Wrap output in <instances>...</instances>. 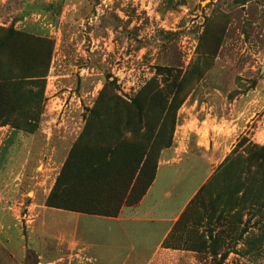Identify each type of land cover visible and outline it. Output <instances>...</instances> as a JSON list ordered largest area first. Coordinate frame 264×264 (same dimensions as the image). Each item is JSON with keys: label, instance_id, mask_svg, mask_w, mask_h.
I'll list each match as a JSON object with an SVG mask.
<instances>
[{"label": "rangeland", "instance_id": "obj_1", "mask_svg": "<svg viewBox=\"0 0 264 264\" xmlns=\"http://www.w3.org/2000/svg\"><path fill=\"white\" fill-rule=\"evenodd\" d=\"M10 27L21 35L22 74L37 70L23 63L34 52L50 48V61L42 105L20 110L38 115L36 127H0V264H77L74 246L53 239L67 226L47 229L67 220L46 214L34 226L32 192L54 186L89 111L96 103L113 108L116 97L141 106L140 130L154 136L152 163L173 156L183 119L205 121L204 139L220 124L212 131L230 139L217 147L218 159L240 158L218 205L206 198L187 216L188 240L204 247L185 251L182 264H214L222 254L223 264H264V209L255 212L264 203V165L248 158L249 144L264 147V0H0V28ZM195 143L189 135V154ZM145 185L142 178L127 204ZM245 189L251 195L239 204ZM180 235L172 246L182 247Z\"/></svg>", "mask_w": 264, "mask_h": 264}, {"label": "trees", "instance_id": "obj_2", "mask_svg": "<svg viewBox=\"0 0 264 264\" xmlns=\"http://www.w3.org/2000/svg\"><path fill=\"white\" fill-rule=\"evenodd\" d=\"M20 36L12 27L0 28V127H26L33 130L36 127L38 115L23 113L20 110L38 108L43 103L50 48L49 53L46 51L45 55H41L39 51L32 53L33 59L30 63L23 62L24 68L37 69L33 74L24 75L19 70L15 53V50L22 46ZM34 41L41 42L38 38ZM7 52L8 54H5ZM31 87L38 89L33 91ZM113 104V108L99 109L96 103L89 111L88 120L91 119L92 122L86 120L81 134L71 147L46 199L47 208L84 215L114 217L123 204L126 206L136 204L151 184L157 164L152 163L150 154L154 136L150 129L144 127L145 129L140 130V127H143L142 108L134 101L126 104L117 97ZM179 106L180 103L177 102V105L172 108L171 133L174 131V119ZM16 111L21 113L18 114V123L13 116ZM108 119L109 123H107ZM133 122H136L137 126ZM110 132L112 136L109 137ZM249 146L248 158L259 163L258 168L263 166L264 147L258 148L252 144ZM231 156L217 167L209 180L189 202L168 237V245L165 243L168 249L191 252H200L203 249L202 241L188 240L191 228L186 226L187 216L206 198L211 199L214 196L212 207L218 205L224 190H227L229 186V181L239 171V156L235 152ZM142 178H145L146 182L142 193L133 203L127 204L134 187ZM258 192L256 191V194ZM249 195H251V189H245L238 199L239 204L244 203ZM255 200L251 201L258 203V198ZM261 209H264V203L259 205L255 212H261ZM177 229L180 230L177 232ZM244 232L246 231L243 230ZM178 233L181 234L182 247H174L170 244L172 240L177 241ZM241 234L242 232L238 238L242 237ZM208 240L213 246L220 244V239L211 234L208 235ZM216 255L213 253L212 257ZM225 258L226 254H222L219 260L214 259L213 262L223 264Z\"/></svg>", "mask_w": 264, "mask_h": 264}, {"label": "crops", "instance_id": "obj_3", "mask_svg": "<svg viewBox=\"0 0 264 264\" xmlns=\"http://www.w3.org/2000/svg\"><path fill=\"white\" fill-rule=\"evenodd\" d=\"M194 120L183 119L178 126L173 156L157 162L153 180L136 204L122 206L114 217L53 210L44 205L53 186L43 190L39 184L40 188L38 185L32 192L31 205L36 206L34 226L46 214L67 220L49 221L47 229L67 226L68 231L58 232L53 239L74 246L76 252L71 256L77 264H182L190 253L168 249L165 243L168 245V237L189 202L221 164L224 157L218 159L217 147L230 139L212 131L220 127L217 123H211L208 138L204 139L205 121ZM192 123L195 124L190 127ZM189 135L195 136L193 154L187 148ZM42 222L47 226L46 221Z\"/></svg>", "mask_w": 264, "mask_h": 264}]
</instances>
